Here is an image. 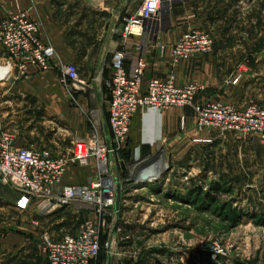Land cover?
Wrapping results in <instances>:
<instances>
[{
  "label": "crops",
  "instance_id": "crops-1",
  "mask_svg": "<svg viewBox=\"0 0 264 264\" xmlns=\"http://www.w3.org/2000/svg\"><path fill=\"white\" fill-rule=\"evenodd\" d=\"M144 1L0 0V21L7 15L24 13L29 19L39 22L42 40L56 49L64 63L75 65L88 84L86 92L69 90L60 83L56 71L43 72L34 67L29 69L26 77L17 75L16 79L1 82L9 91L18 93L19 100L39 98L36 106L41 108L39 111L63 127L65 133L59 135L56 147L50 145L54 155L71 152L77 138L90 135L94 120L101 123L103 131L110 137L108 121L104 123L94 113L105 107L106 86L113 76V55L120 51L127 55L125 67L129 73L133 72L140 56L146 59L144 88L152 78L173 77L179 86L197 83L202 87L196 98L199 105L220 102L237 110L251 104L264 107L263 0L175 1L168 13H163L165 22L158 37H131L126 40L122 36L125 21L137 13ZM192 30L210 33L214 39V51L175 63L171 48ZM0 63H6L5 56ZM129 137L132 149L140 148L145 158L154 159L158 157L157 153L164 151L169 155L173 168L180 166L189 152L195 155V159L199 158L197 155H264L260 139L199 129L192 107L149 114L142 111L134 120ZM18 144L32 147L20 141ZM124 155L121 157L128 162ZM215 158L217 161L220 159ZM158 160L162 161L163 168L167 165L161 158ZM164 174L165 171L161 178ZM95 175L94 167H71L65 182L86 183ZM18 199V194L0 179V223L8 226L5 227L7 229H19L14 234L11 231L3 234L8 246L0 248V264L45 262L40 251L39 256L28 246V235H31L28 223L33 215L17 208ZM38 203L42 212L44 202ZM75 209L65 208L67 212ZM40 211L37 220H53V213L45 215ZM77 229L71 233L65 231L59 237L52 235L59 240L65 235L75 234Z\"/></svg>",
  "mask_w": 264,
  "mask_h": 264
},
{
  "label": "rangeland",
  "instance_id": "rangeland-1",
  "mask_svg": "<svg viewBox=\"0 0 264 264\" xmlns=\"http://www.w3.org/2000/svg\"><path fill=\"white\" fill-rule=\"evenodd\" d=\"M164 13H168L167 8ZM3 56L6 57V52L0 46V62ZM1 82L0 124L12 131L18 142L51 151L50 145L56 147L60 134L65 133L63 127L39 111L41 108L36 107L39 98L19 100V94L9 91ZM106 87L105 107L94 113L104 123L108 121L110 100L109 87ZM144 113L161 112L146 110ZM231 134L257 138L264 145L261 135ZM121 154L128 158V162L123 160L126 171L117 165V156L113 159L117 169L111 170L117 187L119 180L123 189L119 213L112 208L106 215L98 216L90 209L67 212L63 208L52 214L53 220L40 222L36 218L40 217L37 214L41 204L34 203L28 210L33 215H29L28 223L30 249L39 253L40 235L44 230L59 237L65 231H75L84 221L93 220L101 229L102 244L100 256L93 264H264L263 153L197 155L199 158L195 159L189 152L181 165L173 168L169 155L160 151L156 156L167 163L165 174L147 185H137L135 174L132 175L133 166L129 163L134 165L145 155L140 148L132 149L130 137ZM91 167L96 168V175L78 185L96 181L95 161L81 168ZM5 227L8 226L1 222L0 248L8 246L3 239L6 231L14 234L19 230ZM43 262L38 264H48Z\"/></svg>",
  "mask_w": 264,
  "mask_h": 264
},
{
  "label": "built area",
  "instance_id": "built-area-1",
  "mask_svg": "<svg viewBox=\"0 0 264 264\" xmlns=\"http://www.w3.org/2000/svg\"><path fill=\"white\" fill-rule=\"evenodd\" d=\"M179 0H145L137 13L125 21L122 36L158 37L163 30V13ZM0 46L6 52V81L17 75L26 77L31 67L43 72L56 71L60 83L69 90L86 92L87 82L78 68L64 63L56 49L41 38V24L24 13L10 14L0 21ZM165 49V47H162ZM143 50L142 46H138ZM214 51V40L205 30L184 34L171 48L173 61L178 63L193 56ZM125 52L113 55V76L109 82L108 137L101 123L94 120L87 138H77L71 152L54 155L50 150L22 147L17 136L0 124V179L19 196L16 204L28 211L37 202H44L42 214L75 207L90 209L98 216L116 207L117 180L111 170L123 162L121 151L129 139L134 120L142 111L162 112L172 108L192 107L199 129H221L226 132L264 137V107L251 104L243 110L220 102L196 104L202 87L197 83L184 86L169 79L152 78L143 87L147 62L140 56L132 73L125 67ZM1 79V78H0ZM1 81V80H0ZM117 156V165L114 157ZM150 157L137 160L148 163ZM96 162V181L89 185L65 182L71 167H87ZM133 166L132 175L135 173ZM101 229L93 220L84 221L75 234L54 239L50 231L40 235L39 251L48 264H93L102 251Z\"/></svg>",
  "mask_w": 264,
  "mask_h": 264
},
{
  "label": "water",
  "instance_id": "water-1",
  "mask_svg": "<svg viewBox=\"0 0 264 264\" xmlns=\"http://www.w3.org/2000/svg\"><path fill=\"white\" fill-rule=\"evenodd\" d=\"M157 159H159V157L152 159L148 163H135L134 165L136 169V174H135L134 180H137L138 177H142L143 179L147 180L152 172L153 173L158 172V169H156L155 167L154 168L152 167L153 163L157 162ZM134 165L131 163L129 166H134ZM122 168L126 170V167L124 164H122ZM154 180H157V179H154ZM119 182L120 181L118 180V187H117V192H116V207H115V211L117 213H119L121 209L122 192H123V189L121 188Z\"/></svg>",
  "mask_w": 264,
  "mask_h": 264
},
{
  "label": "bare ground",
  "instance_id": "bare-ground-1",
  "mask_svg": "<svg viewBox=\"0 0 264 264\" xmlns=\"http://www.w3.org/2000/svg\"><path fill=\"white\" fill-rule=\"evenodd\" d=\"M6 70L3 69V67L0 66V80L1 81H6L5 77H6ZM98 113V112H97ZM153 168L155 167L156 169H158V172H152L149 176V178L146 180V179H143L142 177H138L137 181H139L138 183L139 184H144V183H150L152 182L154 179H160L161 178V175L163 174V172L165 171V168H163V164H162V161H158L155 165L152 166Z\"/></svg>",
  "mask_w": 264,
  "mask_h": 264
}]
</instances>
